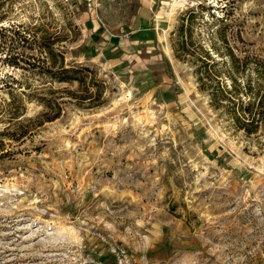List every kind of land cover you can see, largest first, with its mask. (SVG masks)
Wrapping results in <instances>:
<instances>
[{
    "label": "rangeland",
    "instance_id": "1",
    "mask_svg": "<svg viewBox=\"0 0 264 264\" xmlns=\"http://www.w3.org/2000/svg\"><path fill=\"white\" fill-rule=\"evenodd\" d=\"M0 5V264H264V134L236 129L177 52L184 17L264 85V0ZM144 17L155 48L124 38ZM63 55L79 81L47 74Z\"/></svg>",
    "mask_w": 264,
    "mask_h": 264
},
{
    "label": "trees",
    "instance_id": "2",
    "mask_svg": "<svg viewBox=\"0 0 264 264\" xmlns=\"http://www.w3.org/2000/svg\"><path fill=\"white\" fill-rule=\"evenodd\" d=\"M82 4L81 9L86 10V3L83 2ZM186 20L183 17L177 28L179 37L177 52L180 55L192 56L193 59L190 61L195 67L200 89L209 94L211 105L224 112L236 129L243 131L247 136L264 134V85L259 83L254 85L251 77L258 68L250 67V58L248 56L238 57L232 49L224 54L228 56V60L219 61L213 55L212 50L219 55L222 52L215 45L212 46V49L201 44L195 45L191 39L188 40L183 36L186 31ZM104 32L105 27L96 30V42L98 44L104 40ZM19 37L22 41L25 40V37ZM225 38L226 35H222V40ZM43 48L51 50L45 45ZM151 55L153 54L142 53L144 58H149ZM64 60L63 55L57 69H54L57 64L53 61L47 69V74L50 78L60 82L79 81L80 77L77 74L84 71L86 67L81 68L77 65L68 67ZM59 112L46 120H54L59 117Z\"/></svg>",
    "mask_w": 264,
    "mask_h": 264
},
{
    "label": "crops",
    "instance_id": "3",
    "mask_svg": "<svg viewBox=\"0 0 264 264\" xmlns=\"http://www.w3.org/2000/svg\"><path fill=\"white\" fill-rule=\"evenodd\" d=\"M144 6L146 7L147 5H144ZM146 8H148V7H146ZM146 8H143V7L141 8V10L143 12L142 15L144 13H147V14L149 13L148 9H146ZM142 21L140 20V22H139L140 27H137V28H134L133 30H130L127 34H125L124 38L126 37L128 39H131L130 42L136 46L142 45L147 41L149 45H147L146 47L155 48V38H156L155 34L156 33L154 32V29H156V27H153L154 24L152 23V21L148 17H144V20H142ZM141 26H142V28H141ZM98 27L99 26H97V27L94 26V30H96ZM121 28L123 30V26ZM111 36H114V34L111 31H109V29L107 27H105V32L103 34L104 40L100 44H98L97 46H101L102 44L109 43L111 40ZM120 38H123V37L120 36ZM145 38L147 40H144ZM119 44L125 50V47L123 46L125 44V41H123L122 43L120 41Z\"/></svg>",
    "mask_w": 264,
    "mask_h": 264
},
{
    "label": "built area",
    "instance_id": "4",
    "mask_svg": "<svg viewBox=\"0 0 264 264\" xmlns=\"http://www.w3.org/2000/svg\"><path fill=\"white\" fill-rule=\"evenodd\" d=\"M68 3L76 2L78 5H81L84 2L88 3V5H91V2L97 1V0H65Z\"/></svg>",
    "mask_w": 264,
    "mask_h": 264
}]
</instances>
